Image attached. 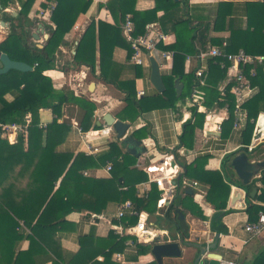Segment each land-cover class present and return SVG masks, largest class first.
<instances>
[{"label": "trees", "instance_id": "trees-1", "mask_svg": "<svg viewBox=\"0 0 264 264\" xmlns=\"http://www.w3.org/2000/svg\"><path fill=\"white\" fill-rule=\"evenodd\" d=\"M35 1L0 0L2 9L0 13L6 16L10 25V32L7 39L0 44V49L8 53L14 61L15 59L11 55L13 57L20 56L31 67L34 66V62H37V66L33 67L30 72L11 70L0 75V124H22L26 114L31 116V124L28 127L26 138L19 134L14 144L0 140V264H43L47 261H50L51 264H61L58 251L55 250L56 248L61 250L60 245L58 239H54L53 235L63 229H72L73 224L66 221L64 217L73 211L88 210L98 215L109 204L116 205L120 201L130 200L133 209L139 213L146 211L154 214L156 212L159 192L155 186L152 185L150 192L144 197L136 196L134 186L147 180L146 174L141 171L128 170L123 175L121 182H119V175L114 172V169H112L110 179L83 175V171L100 168L109 161L115 163L119 155L123 157L121 164L124 168L133 165L135 159L129 154L122 155L116 144L111 143L109 151L97 157L83 153H78L75 156L71 153H57L55 148L66 137L69 126L58 124L54 120L44 131L37 127L40 109H50L57 119L60 118L64 106L75 105L82 113L78 122L80 130L87 132L90 129H98L94 124L95 106L92 102L76 96L70 90H56L53 88L50 78L43 75L45 70L54 68L56 55L60 52V48L67 47L68 51L74 44L70 65L73 67L87 66L92 72L95 67H98L101 79L116 85L119 90L123 91L126 95V109L136 113L145 109V105L147 108L173 105L175 98H179L175 97L173 92L174 80H184L190 85L194 83L193 76H186L183 72L185 55L197 53V48L204 49L209 26L208 23L205 24L201 21L198 24H193L189 13L183 14V16L181 14V17L178 18L174 17L176 12L182 10L180 4L185 3L183 0L180 3L173 0H154V8L147 11L136 10L137 0H107L104 6L113 23L91 21L79 37L75 36L69 41L70 45L65 40V36L74 31L79 16L85 14L89 8L90 0H45L46 3L40 5L42 9H47L48 5L53 3L55 7L48 20L50 24L48 38L43 42L42 48H39L37 45H29L26 40L31 36L28 28L34 25L28 16ZM16 5H19L20 10L16 12L15 17L11 16V12L5 11L8 8H15ZM246 5L253 9L251 13L248 11L246 14V28L230 31L231 41L227 51H238L235 43L241 40L244 43L243 50L247 53L264 54V3H247ZM224 7L225 4H220L218 7L215 30L219 29V25L223 24L226 16L229 15V12L223 11ZM159 11L162 12L160 17L157 16ZM127 16L134 24V35L143 34L144 27L148 23L160 21L164 30L167 21L172 19L174 21L172 29L175 33V43L170 46H160L162 50L174 51L170 74L168 77H163L166 89L162 94H157L150 99L136 101L134 81L127 80L121 83L118 80L123 66L115 63L112 56L115 48H124L127 50V58L130 57V45L123 38L121 31V25ZM25 55H28L29 58H25ZM66 63L68 64L67 61ZM262 71L263 69L259 67L255 77L250 79L251 85L258 87V93L243 103L250 120H254L258 116L264 105ZM139 76L140 69L138 67L135 77ZM224 76L223 70L211 62L209 63L208 84L210 85L206 88V108L212 109L215 106L220 108L224 105L219 101L220 95L216 89L218 81ZM167 83L170 85V89ZM170 90H172L171 97ZM6 95L12 96V99L7 100ZM225 103L231 114L234 108L233 96H227ZM197 115L199 121L197 124L191 125L187 122L183 125L182 143L192 138L195 126H201L205 116L202 113ZM252 130L253 124H248L243 131L246 145L250 141ZM241 150L248 153L245 148ZM229 159L230 156H227L225 161L228 162ZM183 166L189 170L186 165ZM210 174L211 180L207 183L210 185L208 200L218 212H222L226 208L229 186L224 183L222 175L218 172ZM59 179V185L55 188V183ZM258 180L263 187L261 193L255 196L254 200L264 202V170L260 172ZM15 182L19 184L16 185ZM123 187H126L127 190H122ZM244 188L249 192L251 186L246 185ZM182 194H184L183 198L176 196L166 212L163 213L164 217L161 220L168 226L167 229L171 226L182 231L179 218H183L186 211L201 219L204 218L199 208L194 205L191 195L185 191ZM58 210L63 211V216L60 220L55 221ZM247 211L252 221H255L258 213L264 212V208L256 207L250 203L247 206ZM219 215L220 213L214 217L213 223L219 229L218 231L222 232L223 227L220 219L216 220ZM136 220L135 217H130L124 222L134 225ZM20 223L30 231L28 235L29 247L26 250L16 248L22 238L17 230L20 229ZM90 240H92L91 234L80 237V257L76 254L73 259L78 257L77 260H79L83 257L81 256L82 249L91 245ZM96 241L99 243V247L108 249L103 251L104 262L110 259L112 252L118 251V245L120 249L123 247L111 235L108 239ZM52 243H55L56 246L53 247ZM50 254H54L55 259H50ZM93 258L95 256L90 259ZM87 263L88 261L84 264ZM253 264H264V250L260 252Z\"/></svg>", "mask_w": 264, "mask_h": 264}, {"label": "crops", "instance_id": "crops-1", "mask_svg": "<svg viewBox=\"0 0 264 264\" xmlns=\"http://www.w3.org/2000/svg\"><path fill=\"white\" fill-rule=\"evenodd\" d=\"M181 1L182 0H176L174 2L180 3ZM183 1H185V3L180 4V8L182 7V10L176 12L174 17L178 18L181 17V14L183 16V14L189 13L191 15L193 24H198L199 21L205 24L208 23L209 26L204 43L205 46L203 48L208 45L220 46L223 42L226 43L228 47L231 41L230 31L232 29L243 30L246 28V14L248 11H250V13L253 11L252 7H248L246 4L264 3V0ZM106 2L107 0H90V6L86 13L79 16L77 25L74 26V31H72L71 34L66 35L65 40L69 43V41L74 39L75 36L79 37V35L84 32L85 28L91 21H103L112 24V18L104 6ZM41 3H46V1L36 0L28 16L34 25L28 28L30 29L31 36L26 38V40L29 45L33 46L43 44L41 43V40L44 39V34L39 33V39L35 40L32 38V33L38 31L40 25H42L45 30L44 33L48 35L47 31L50 28V24L48 21H46L45 17L41 18L37 16L39 11L43 10L40 7ZM220 4H225L223 11L229 12V15L226 16L224 23L219 25V29L215 30V19ZM16 6L19 7V5ZM49 6L50 5H48V7ZM154 6V0H137L135 8L138 11H147L153 9ZM8 10V12H11V16L15 17L14 13H16V11L13 8H8ZM161 14V11L157 12L158 17H160ZM5 17L6 16L4 14L0 13V21L4 22V26L0 23V44L7 39L6 37L10 32L9 21H7ZM156 22L161 25L163 30V26L160 21ZM173 22V19L167 21L164 27L165 31L163 30L168 36L167 44H165V46H170L175 43V33L172 29V26L174 25ZM73 45L70 46V50L68 51L67 47L60 48V52H58L56 55L54 68L45 70L43 75L50 78L53 88L56 90H70L74 92L76 96L92 102L95 106V110L93 112L94 124L98 127L97 124L101 123V126L98 127V129H90L87 132H82L78 126V122L81 119L82 113L75 105L64 106L62 108L60 118L57 119L50 109H40L38 112L37 127L39 128V125L43 124L45 125V128L39 129H42L43 131L46 130L47 126L54 120H56L58 124H65L66 126H69L66 137L58 146H56L55 151L57 153H71L74 156L78 153L87 155L85 153L84 145L85 138H87L92 146L99 148V152L96 155H92L93 157H97L106 154L110 149V144L114 143L118 146L122 155L129 154L133 159H135L134 164L129 166V168H124L122 166L121 162L123 161V157L121 155L116 158L115 163L109 161L112 164V169H114V172L119 175V179H121V181L123 180V175L131 169L141 171L142 173L146 174L147 180L140 183H147L151 176H153L147 172L148 168L160 167L161 165H163V168H165L167 167V164L171 166L175 164L176 169L174 170L177 171L179 177L182 176L190 181H195L198 183L196 188H187L186 190H181L177 196L183 198V191H185L188 195H191L194 205L199 208L204 218L201 219L186 211L184 217L179 218V225L181 226L182 231H178L171 226L169 229H167L168 226L163 220H161V218L164 217V214L160 213L159 209L157 208V204L156 212L154 214H150L146 211H142L140 213L150 216L149 221L152 224V228L158 230L157 233L159 236L162 238L165 237L164 239H166V236L164 235H168L167 239H169V241L167 242H180V240H183L184 243H189L192 245H209L214 241L215 232H217L219 233V238L216 250L214 252L219 254L221 259H223V256L225 255L231 258L228 261L239 264H253L260 252L264 250V230L259 236L252 237L244 230V227L247 223L253 222L250 214L247 211V206H249L250 203L256 207L264 208V202H258L257 200H254L255 196L261 193L263 187L261 182L258 180L262 170L257 176L252 178L248 184L251 186L249 192L245 190L244 186L241 187L242 197H244V192L248 194L246 196V200L244 201L245 208H240V202H237L236 205L232 207L230 205L232 191L234 187H238L239 184H237L238 179L230 167V159L228 162L225 161L227 156L241 152V149L243 148L247 150L246 147L250 145L253 139V130L250 141L247 145L245 144L246 138L243 135V131L246 129L248 124H253L251 121L252 119L250 120L247 117V120L240 122L242 128L232 129L231 114L222 111L221 107L218 108L217 106L213 107L212 109L206 108V88H208L210 85L208 84V80L207 86L202 88L203 92L205 93L203 109L199 112H196L194 108L189 106L188 102L191 88L193 84H195V79H192L194 80L192 85L187 84V82L184 80L178 81L180 84H182V88L179 93L176 92L174 87V83L177 80L173 81V92L175 93V97H179L177 99L175 98L173 105L158 106L156 108H147L145 105V109L139 110L135 113L133 110H128V108L126 109L127 102L125 93L119 90L116 85L104 82L101 79L99 76L98 67H95L94 71L92 72L87 66L82 65L79 67H73L70 65L71 55L73 54L72 52L74 50ZM235 46L238 47V49L243 50L244 43L239 40L235 43ZM0 52L5 53L2 49H0ZM67 52L68 58L66 57ZM5 54L9 56L8 53ZM194 54H187L185 57L188 55L192 56ZM11 57L15 59V61H21L25 63V60L20 58V56L13 57L11 55ZM25 58H29V56L25 55ZM112 58L115 63L123 66L118 80L121 83H124L127 80L134 81L133 87L136 101L141 99H150L151 97L159 94L150 82V64L149 61H146L147 59L145 57H142L144 62L143 65H134L129 62V59L127 58V50L124 48H115ZM35 63L37 62H34V64ZM138 67L140 69V76L135 77ZM171 68L172 60L168 66L163 64L159 69L162 82L163 77L169 76ZM190 68H193V63H191L189 66H186L184 59V75L192 76V74L188 71ZM262 72L264 78V70ZM223 79L219 80L217 83L216 89L218 92L219 85ZM167 86L170 89V85L168 84ZM165 89L166 86L164 85V91ZM139 91H143L144 95L137 97V93ZM257 93L258 87H256L253 95L247 98L245 102ZM169 94L171 97L172 90H170ZM5 97L7 100L12 99V96L10 95H6ZM107 113H109L114 118V120L129 124V128L124 135L125 138H128L127 141L123 142L124 137L118 139L111 127V131L108 135L94 137L97 135L99 130L104 127H108L102 123V118ZM199 113H202L203 116H205L201 126H195L193 135L191 136L192 138H189L185 141V143H182L181 137L183 134V125L187 122H189L191 125L197 124L199 122L197 114ZM258 115H264V105L262 106V109ZM207 116L209 119L206 121ZM220 121H222V129L219 135L214 133H207L204 135V130H207L210 128V125L212 126L216 123H219ZM206 122L208 123V126L206 129H204ZM18 135L19 134L14 133L11 130H7L3 132V138L0 137V140L7 141L9 144H14ZM27 135H24V138H26ZM132 150L135 151L137 156L131 153ZM248 156L251 161H258L264 158V135H261L260 140L255 145L254 149L251 152H248ZM163 161H165V163H163ZM105 165L97 169H88L83 171V175L86 173V175H84L86 177L110 179L112 170L110 173H107L105 170ZM183 165H186L189 170H186ZM213 172H218L220 175H222L224 183L229 186L226 208L222 212H218L214 208L213 204L208 200L210 185L207 183L209 180H211L210 173ZM59 182L60 179L55 183V188L59 185ZM15 183L16 185L19 184L18 182ZM152 185L155 186L151 183L146 184L147 193L145 195L150 192ZM252 189H256V192L253 196H250ZM157 191L159 192L160 198L161 191L158 188ZM135 193L138 197L139 195L137 194L136 189ZM116 205L109 204L107 208L98 215L91 211L84 210L73 211L64 217L66 221L73 224L72 229H63L53 235L54 239H58V243L60 245L61 250L58 248L55 250L58 251V254L61 258V264H84L86 261H88L87 264H94V262L95 264H118L113 259L114 254H121L124 264H156L154 258L150 254V249L153 244L151 241L140 245L137 244L135 238L131 236L120 237L113 232L111 225L118 224L117 220L113 218V215L116 212ZM158 212L161 215H157ZM218 213H220V215L216 220L220 219V223L223 227L222 232L218 231L219 229H217L215 223H213V219ZM62 216L63 211L58 210L55 215V221L60 220ZM105 219H109L107 224L105 223ZM125 219L127 218H124L121 223L125 226H131L125 223L126 221L124 222ZM20 224V229L18 228L17 230L20 235H22V238L19 240L16 248L18 250H26L29 247L28 235L30 234V231L25 226H23L22 223ZM148 230H151V228H148ZM88 234H91L92 237V240H90L91 245L85 246V248L82 249L83 254L81 256L83 257L77 260L78 257H80L79 254L81 253L80 237L86 236ZM110 235L113 236L116 241H119L123 247L120 249V246L118 245V251L112 252L110 259L107 262H104L105 259L103 251H107L108 249H102L103 247H99V243H97L96 240L108 239ZM52 246L55 247V243H52ZM180 249L182 250V257L165 258L163 259L164 264L178 262L183 258L184 260H189L191 263H193L195 256L197 255V249L193 246L191 247L186 245H180ZM76 254L78 257L73 259ZM49 256L50 259H55L54 254H50ZM92 256H95V258L90 259ZM43 264H51V262L47 261Z\"/></svg>", "mask_w": 264, "mask_h": 264}, {"label": "built area", "instance_id": "built-area-1", "mask_svg": "<svg viewBox=\"0 0 264 264\" xmlns=\"http://www.w3.org/2000/svg\"><path fill=\"white\" fill-rule=\"evenodd\" d=\"M50 6L49 9L47 7V9L39 11L41 18L45 17L44 15H47L48 19L50 18L55 4H50ZM17 10H19V7H17ZM5 11L8 12L9 10L6 9ZM121 31L123 38L130 45L131 53L129 62L132 64L140 66L144 64L142 57H145L147 59L146 61L153 58L160 69L163 64L168 66L172 60L174 52L171 50H162L160 48V46H165V44H167L168 36L164 33L158 22L146 24L143 34L134 35V24L130 17L127 16L121 25ZM197 49V53L185 57L186 66L193 63V68H190L188 71L195 79V84H193L191 88L188 99L189 106L194 108L196 112L203 109L205 93L202 88L207 86V80L209 78V63L211 62L225 72V77L219 85V101L224 103L221 110L230 114L225 99L227 96H233L234 108L231 113L232 129L242 128L240 122L247 120L248 117L246 109L243 108V103L247 98L253 95L256 89V87L251 85L250 79L255 77L256 70L259 67L264 70V54L253 55L241 49L236 52H228L227 44L224 42L220 46L208 45L204 49ZM36 66L37 63H35L33 67ZM142 95H144L143 91L137 93V97ZM251 121L253 123V139L250 145L246 147L247 152H251L260 140L261 135H264V115H258ZM30 124V114L25 115L22 124H0V137L3 138V132L7 130H11L17 134L27 135ZM221 124L222 121L212 126L210 125V128L204 130V135L207 133L219 135L222 129ZM39 128H45V125L40 124ZM110 131V127H104L99 130L94 137L106 136ZM84 142L85 153L87 155L92 156L99 152V148L92 146L87 138H85ZM163 163H165V161H163ZM174 169H176L175 164H173V166L167 164V167L165 168L161 165L160 167H150L147 169V172L153 175L147 183L154 184L161 191V196L157 201V208L159 211H165L172 203L173 199L178 195L179 191L186 190L187 188H196L198 186V183L195 181H190L182 176L179 177V174ZM105 170L107 173L111 172L112 164L110 162L106 163ZM84 175H86V173H84ZM147 183L144 182L134 186L139 198H142L147 193ZM122 190H127V188L123 187ZM240 208L244 209L245 204ZM160 213L158 212L157 215L163 214ZM130 217H135L137 219L134 225L125 226L121 223L124 218ZM113 218L118 222L117 225H111L113 232L120 237L131 236L135 238L136 243L140 245L151 241L150 236H147L148 228H151L152 232H158V230L152 228L149 216L135 211L130 200L122 201L116 205V212L113 215ZM244 230L252 237L259 236L264 230V212H259L257 219L253 222L247 223ZM164 236H166V239L164 240L166 242L169 241V239H167L168 235L166 234ZM113 259L118 264H124L121 254H114ZM218 263L239 264L224 259L218 260Z\"/></svg>", "mask_w": 264, "mask_h": 264}, {"label": "water", "instance_id": "water-1", "mask_svg": "<svg viewBox=\"0 0 264 264\" xmlns=\"http://www.w3.org/2000/svg\"><path fill=\"white\" fill-rule=\"evenodd\" d=\"M1 10L2 9L0 7V11ZM14 14L15 16L17 15V13ZM0 23L4 26L3 21H0ZM44 32V27L40 25L39 30L32 33V38L38 40V34L42 33L44 34V39L41 40V43H43L48 38V35ZM37 47L42 48V45L38 44ZM149 64L150 82L157 91V93L162 94L164 92V84L162 82L158 64L153 58L149 59ZM11 70L19 72H30L32 71V67L27 63L21 61H14L7 54L0 52V75L6 74ZM174 87L176 89V92L179 93L182 88V84H180L178 81H175ZM208 119L209 117L207 116L206 121ZM102 123L108 127H111L118 139L123 138L127 129L129 128L128 123L114 120V118L109 113L103 116ZM97 125L98 127H100L101 123H98ZM207 126L208 123L206 122L204 129H206ZM127 140L128 138L124 137L123 142ZM131 153L137 156L135 151L132 150ZM230 157V167L234 171L239 183V186H235L232 191L230 205L233 207L236 205L237 202H240V207H243L247 194L244 192V197H242L241 187L248 185L252 178L257 176L261 170H264V158L258 161H251L248 156V153L244 151L232 154ZM119 181H121V179H119ZM255 192L256 189H252L250 196H253ZM160 212L164 213V211L162 210H160ZM147 236H150L151 242L153 243L150 249V254L154 258L156 264H164L163 259L165 258L182 257V250L180 249V245H186L191 247L193 246L197 249V255L195 256V259L192 264H219L218 260L221 259V256L214 252L216 250L219 238V233L217 232H215L214 241L209 245L203 246L184 243L183 240H180V242H166L164 238L158 235V233L152 232L151 230H148Z\"/></svg>", "mask_w": 264, "mask_h": 264}, {"label": "rangeland", "instance_id": "rangeland-1", "mask_svg": "<svg viewBox=\"0 0 264 264\" xmlns=\"http://www.w3.org/2000/svg\"><path fill=\"white\" fill-rule=\"evenodd\" d=\"M51 6H49L48 7V9L50 8ZM16 12L17 11H19V10H17L16 9V6H15V8H13ZM48 11V10H47ZM47 11H45V12H47ZM37 16L38 17H41V15H40V13L39 14H37ZM45 17H46V21H48L49 19H48V16L47 15H44ZM49 22V21H48ZM50 29V28H49ZM49 29H48V31H49ZM48 31H47V33H48ZM66 57L68 58V52H67V55H66ZM159 59V58H158ZM150 217V216H149ZM108 220L109 219H105V223L107 224L108 223ZM230 251V250H229ZM142 253H145V252H142ZM223 259L224 260H229V259H231V258H229V257H227V256H223ZM169 264H192L189 260H184V258L181 260V261H178V262H170Z\"/></svg>", "mask_w": 264, "mask_h": 264}]
</instances>
